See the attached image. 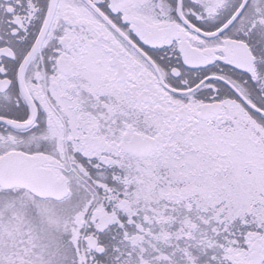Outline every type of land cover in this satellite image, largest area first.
I'll list each match as a JSON object with an SVG mask.
<instances>
[{"label": "snow or ice", "instance_id": "obj_1", "mask_svg": "<svg viewBox=\"0 0 264 264\" xmlns=\"http://www.w3.org/2000/svg\"><path fill=\"white\" fill-rule=\"evenodd\" d=\"M0 264H264V0H0Z\"/></svg>", "mask_w": 264, "mask_h": 264}]
</instances>
